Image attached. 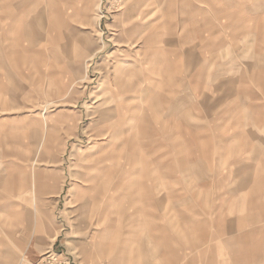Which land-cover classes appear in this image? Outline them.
Instances as JSON below:
<instances>
[{
  "label": "rangeland",
  "instance_id": "rangeland-1",
  "mask_svg": "<svg viewBox=\"0 0 264 264\" xmlns=\"http://www.w3.org/2000/svg\"><path fill=\"white\" fill-rule=\"evenodd\" d=\"M192 3L0 0V264H174L176 252L175 264L190 253L191 264L214 261L196 256L199 242L205 252L222 240L212 229L246 208L227 212L230 200L219 199L242 179L218 161L216 143L206 141L203 158L194 152L195 105L211 98L217 65L262 61L239 56L250 48L244 42L227 49L232 56L201 55L206 32L199 35ZM204 5L209 12L210 1ZM168 90L195 109L188 169L174 174L162 166L175 160L166 154L168 131L181 117L171 113ZM222 127L213 121L207 131ZM258 127L251 122L263 139ZM204 159L210 168L197 162ZM183 236L197 245L192 252L180 247Z\"/></svg>",
  "mask_w": 264,
  "mask_h": 264
},
{
  "label": "crops",
  "instance_id": "crops-1",
  "mask_svg": "<svg viewBox=\"0 0 264 264\" xmlns=\"http://www.w3.org/2000/svg\"><path fill=\"white\" fill-rule=\"evenodd\" d=\"M210 10L207 11V0H198V4L192 3V7L197 6L199 11V35L204 31L205 49L203 44L199 45V51L203 56L226 57L232 56L235 53L227 52V49L234 48V45H239L241 42L249 44L239 49V56L251 55L257 61L261 59L262 64L256 63L252 66L238 64L237 68L233 66L231 59L217 65L216 83H209L211 87L208 90L212 93L211 98L198 99L196 111L200 112L198 116L196 151L198 158H203L207 154L206 141L216 143L215 151L220 152V163L228 162V168L233 170V176H238L242 180L237 186L230 191L220 193V200H230L231 205L226 207V211L232 207H243L245 202L246 212L232 214L237 216L236 220L228 219L223 228H213L212 232L216 233L213 245L206 247L204 252V243L199 242V245L192 244L189 236H183L182 249L192 252L191 249H199L196 256L201 260L203 256L214 259L209 264H219L220 258L223 260L220 264H264V137L260 139V135L254 128H251V122L258 124V129L264 133V0H209ZM141 8V5L139 6ZM5 17L11 18V11H7ZM3 16V15H1ZM212 16H215V21H212ZM204 25V28H201ZM227 30H230L228 33ZM0 40L5 34V30L0 28ZM202 40V39H201ZM1 45V44H0ZM234 52V50H233ZM4 48L0 56L5 57ZM238 54V53H237ZM8 55V54H7ZM6 55V56H7ZM188 55V54H187ZM187 57H190L189 55ZM189 63L188 60H186ZM201 72L202 65H199ZM201 79V74L198 76ZM169 81V79H168ZM172 83V81H171ZM178 86L182 87L184 82H178ZM213 85V86H212ZM170 95L173 90H168ZM175 94V92H174ZM171 96L173 104L168 103L171 108V113H178L179 120L172 119V126L169 125V134L173 131L174 143L171 152L175 160H164L162 166L166 169H188V164L185 162V154H187V146L189 140L187 137L191 135L189 130L190 116L195 118L192 112L193 107L186 108V98ZM207 113L213 118H204L202 113ZM153 114V113H152ZM217 116L214 118V116ZM154 116V114H153ZM215 124L222 122L223 127L216 129L214 132L207 131L211 123ZM171 123V119H170ZM192 127V125H191ZM190 127V128H191ZM168 134V135H169ZM177 136V137H175ZM263 136V135H262ZM176 141H179L176 143ZM203 143V147L201 146ZM203 149V150H202ZM212 151V149L210 150ZM235 152V153H234ZM175 155H178V157ZM169 156V155H168ZM176 158L180 161L176 165ZM229 161L232 164H229ZM190 162V161H189ZM199 165L210 168L211 165H203L207 159L197 160ZM247 164V165H245ZM223 168L224 165H222ZM191 169L195 165L190 166ZM261 170L258 173L248 170ZM182 172V171H181ZM173 176V175H172ZM243 202L238 204V202ZM218 209V208H217ZM218 213V210H217ZM248 216V217H246ZM242 218H252V225H240L244 221ZM246 221V220H245ZM185 232V230H183ZM221 240V241H220ZM191 254V253H190ZM190 254L189 260H185L183 256V264H191ZM178 252L173 254L172 263L180 260Z\"/></svg>",
  "mask_w": 264,
  "mask_h": 264
},
{
  "label": "bare ground",
  "instance_id": "bare-ground-1",
  "mask_svg": "<svg viewBox=\"0 0 264 264\" xmlns=\"http://www.w3.org/2000/svg\"><path fill=\"white\" fill-rule=\"evenodd\" d=\"M134 21V20H133ZM136 21V20H135ZM151 21V20H150ZM131 39V38H130ZM126 41V40H125ZM130 41V40H129ZM111 44V43H110ZM146 45V44H145ZM88 50V49H87ZM90 50V49H89ZM95 50V49H94ZM118 51H119V49H118ZM150 51V50H149ZM119 70H118V72H120V71H122V68H118ZM128 73V72H127ZM99 78V77H98ZM105 79V78H104ZM95 81V80H94ZM93 89V88H92ZM64 94V93H63ZM89 113H93V112H89ZM87 115V114H86ZM93 115V114H92ZM107 115V114H106ZM91 116V115H90ZM94 116H96V115H94ZM108 117V116H107ZM92 119V118H91ZM44 120V119H43ZM105 123V122H104ZM87 132V131H86Z\"/></svg>",
  "mask_w": 264,
  "mask_h": 264
}]
</instances>
